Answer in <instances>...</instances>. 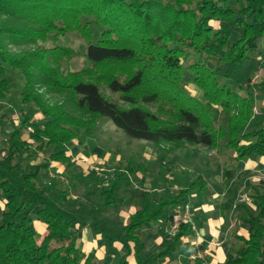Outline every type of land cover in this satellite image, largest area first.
<instances>
[{
    "label": "trees",
    "instance_id": "obj_1",
    "mask_svg": "<svg viewBox=\"0 0 264 264\" xmlns=\"http://www.w3.org/2000/svg\"><path fill=\"white\" fill-rule=\"evenodd\" d=\"M14 16L21 25H4L3 18ZM212 19L219 22L217 29ZM72 23L88 38L84 54L90 64L63 73L60 62L77 51L57 37ZM228 24L240 30L235 38ZM3 33L15 44L34 47L12 52ZM263 38L264 0H0V101L10 87L6 70H17L24 79L22 110L28 109L16 127L4 132L0 147V264H98L95 251L81 249V231L71 228L78 220L55 207L47 186L37 181L51 161L70 167L65 145L79 131L91 136L100 118H108L127 137L170 145L161 150L166 153L186 145L219 151L224 143L236 161L264 156V126L241 131L253 117L250 87L236 91L220 67L250 59ZM50 92H69L78 113L63 101L50 102ZM32 109L43 118L41 124ZM217 110L224 115L221 120L214 116ZM50 146L53 151L34 169L23 165L24 158ZM138 171L146 170L129 161L108 174L102 207L122 206L119 188ZM230 175L223 170L225 178ZM245 185L253 210L241 205L240 221L248 235L236 236L241 244L226 253L224 264H264V191L249 181ZM205 187L198 175L174 195L156 201L144 196L116 235L95 221L91 229L127 245L117 264H130V254L141 263L145 242L139 229L158 222L170 207L184 208L191 191L201 199ZM35 221L46 227L40 239ZM190 226L181 222L170 244L151 256L171 257ZM190 264L203 263L195 258Z\"/></svg>",
    "mask_w": 264,
    "mask_h": 264
},
{
    "label": "rangeland",
    "instance_id": "obj_2",
    "mask_svg": "<svg viewBox=\"0 0 264 264\" xmlns=\"http://www.w3.org/2000/svg\"><path fill=\"white\" fill-rule=\"evenodd\" d=\"M3 20L4 25L7 23L21 25L22 23V20L16 18V16L11 17L10 19L3 18ZM81 20H86V17L82 16ZM91 24L94 31L99 30L93 21H91ZM210 24H212L215 29H217L219 26V22L213 19L210 20ZM70 26V31H68L65 35L57 37L58 43L73 48L77 51L69 60L63 59L60 62V69L63 73H66L68 70L74 71L84 69L90 64L84 54V49L88 41L87 36H85L79 27H76L73 23ZM228 26L229 32L233 34V37L235 38L240 33V30L235 29L231 24H228ZM2 36L4 37V44L12 52H17L18 50H27L34 47V45L31 43L26 44L21 42L15 44L13 37L7 33H3ZM220 67L222 70L221 73L227 72L229 74L227 80L233 89L240 91L243 85L250 87L248 92L251 95L253 108L258 110L257 113L253 112V117H251L250 122L245 127H243L241 131L246 132L248 129H256L264 126V85H261V81L264 80V38L261 40L258 51H255L251 58L244 61L241 65L221 64ZM5 75L10 82V87L5 97L0 101V147L4 141V132L18 125L21 112H28L27 108L22 110V104L20 101V92L22 91L24 84L22 75L17 70L10 69L6 70ZM101 89L106 95H111L103 85L101 86ZM192 92H194V89H192ZM70 96L71 95L69 92H63L61 94L50 92L46 95V98L50 102L63 101L66 109L77 114L78 111L70 101ZM32 112L30 113L31 116L33 115ZM214 116L216 119L221 120L224 115L219 110H217L215 111ZM39 123L41 124L42 122ZM75 139L78 141V146L74 147L73 150H77L79 148L82 150L111 151L112 159L109 160V162L102 161L99 164L103 168H121L131 159L138 161V155L148 150L171 149V146L167 144L155 146L150 141L127 137L106 117L100 118L98 120L91 136H85L83 132L79 131L77 138ZM190 150L195 151L190 152ZM52 151L53 147L50 146L41 152L30 154V156L23 159V165H27L31 169H34L35 166L38 163L43 162ZM85 155H87V152ZM151 155L152 157L146 155L147 158L143 160V163H145L146 167L151 171L149 178L143 179V181H141L139 178L132 176L131 179L124 181L119 188L120 195L126 197V199L129 201L126 209H121L125 208L123 207L125 205H123L120 207H114L115 209L112 208V210L110 209L105 211L106 213L101 216L99 225L108 227L112 223L113 231L118 234L123 225L127 222L128 216L131 214V212H133V210L137 207L138 202L144 196H150L155 201L161 197L171 196L176 194L190 180L195 178L197 174L207 171L209 172L208 178L210 177L209 180L212 182L211 186L213 188L216 186L217 193L221 194L220 199L222 200V206L226 205V207L222 209L220 208V211H223L226 217L223 219L224 222H222L220 229L223 233L227 234V238L221 242V245L230 249L229 246H231L232 239L230 240L229 237L232 236L231 234H235L236 232L245 229V226L239 220V216L243 213L241 205H246L251 211L253 210V203L250 197L249 200L242 199L244 191L249 196L248 188L244 187V181L251 180V178H256V180L253 182L259 184V180L264 178V168H262L260 171H253L248 174L241 173L238 175H235V173L232 171V176L228 181L229 187L228 190H226L223 187V184L221 185L222 175H220V171L223 168V161L225 159L230 160L232 163V160L234 159H232L233 152L229 149H226L224 143L219 151L208 147H191L186 145L185 148H178L170 154H165L162 151H158L157 155L153 154L152 152ZM261 157L263 156H260V158ZM208 160H210L211 165L209 169L203 171L200 164H202L203 161ZM227 167L229 169L231 168L230 165H227ZM74 171L77 170L72 169L69 173L65 172L66 174H59V177L64 179V181L60 182L57 178L58 175H56L54 171H51V173L49 170H45L41 174L37 184L47 186V191L51 194V201L57 208L61 206V202L63 201V198L61 197L62 191L65 192L64 195L66 198L69 194V203L80 204L81 208L77 209L76 211L74 210V214H70L65 210L64 211L67 214L65 212L63 213L70 218L74 215L79 217L81 228L85 229V231H88V225L93 220H95L94 213L97 212V206H100L103 202L102 193L104 189L107 188L108 184V181H106L107 172H104L106 174L103 173L102 176H98L93 171L95 176L94 181L93 178L90 179L86 174H79L78 176L71 177L70 175H73ZM51 174L53 176H51ZM133 174L134 173H132V175ZM150 177L152 178L151 184ZM52 183H54V188H51ZM260 187L264 190L263 184H261ZM208 189L213 193V189L207 188V191ZM217 193H213V195ZM212 196L209 197L208 194L206 195V199L200 202L193 194L192 196L190 195L188 197L186 209H184L185 211H182V209L177 210L175 207H170L171 220L175 214L179 216V218L184 216L187 217L188 220L193 218V221H195L194 218L198 219L197 215L201 211L204 204L206 205L209 203L210 206L212 205V207H215L214 200L210 202ZM206 200H209V202L204 203ZM1 207L2 203H0V210ZM212 209L213 208L206 210V213L208 214V212ZM123 211H125V213H122ZM111 215L114 217H111L110 219ZM98 216L99 215H97V217ZM177 222L178 220L172 221L170 224H166V228H163V236L165 238H169L170 240L172 239L173 233H171V226ZM37 239H40L39 235ZM119 252L120 251L116 249L107 251L104 257L105 259L101 260L100 264H117ZM144 255L148 254L145 253ZM196 259H199L203 264H206L205 262L207 259L204 255H202V253L201 256L197 257ZM190 260L192 259L190 258ZM153 264H160L159 259H154Z\"/></svg>",
    "mask_w": 264,
    "mask_h": 264
},
{
    "label": "crops",
    "instance_id": "obj_3",
    "mask_svg": "<svg viewBox=\"0 0 264 264\" xmlns=\"http://www.w3.org/2000/svg\"><path fill=\"white\" fill-rule=\"evenodd\" d=\"M32 113H33L32 116L38 122H42L43 118L41 117V115L38 112L33 111ZM76 140L77 139H74L71 142L67 143L65 145L66 147L64 150L65 154L70 158V160H72L73 164L70 167H66L65 163H61L60 161H51L49 168L47 170H49V172L54 171L56 173V175L59 176V174L61 175L65 172L69 173L72 169H76L77 171H74L73 172L74 174L70 175L71 177L78 176L79 174H86L90 179L93 178V180L95 181V176L93 174L94 170L92 167H98V166L101 167V165H99V164L102 161L109 162V160L112 159L111 151H109V150H82L79 148L77 150H73L74 147L78 146L77 145L78 141H76ZM158 151H161V150H148L146 152H142L140 155H138V158H139L138 161L131 159L130 160L131 162L142 165L146 171H145V173L138 171V172L134 173L133 175L129 174L128 179H131L132 176L139 178L141 181H143V179L149 178V176L151 175V171L146 167V164L143 163V160L147 158L146 155L152 157L151 152L153 154L157 155ZM174 151L175 150H173L172 152H174ZM192 151H195V150H190V152H192ZM86 152H87V155H85ZM162 152H164V151H162ZM172 152H170V153H172ZM164 153L170 154V153H166V152H164ZM233 157H234V155H232V159H233ZM232 161H233V163L230 160L225 159L223 161V168L220 171V175H222L221 185L223 184V187L226 190H228V187H229L228 181L232 176V171L235 173V175H238L241 173L242 174H248V173H251L253 171H260L262 168H264V156L260 158V156L252 155V156H250L246 159H243V160H239V161L232 160ZM200 165L202 167V170L204 171V170L209 169L211 162H210V160L203 161V163ZM227 165H230L231 170L227 167ZM104 169H108V170L113 169V171H112V174H113L115 167L104 168ZM224 169L230 170V173H231L230 177L225 178L223 176V170ZM77 172H78V174H77ZM208 173L209 172L205 171V172H202V173H199L196 175V176L201 175L205 179V182H206V187H205V191L203 193L202 198L201 199L197 198L194 191H191L190 194L188 195V197L190 195L192 196V194H193L196 197V199L201 202V201L206 199V195L209 194V197H210L213 195V193H217L216 186H214V188L211 186L212 182H210V180H209L210 177L208 178ZM104 174H106V173H104ZM108 174L111 175V173L107 172V175ZM51 176H53V175L51 174ZM58 176H57V178H58ZM58 179L60 182L64 181V179H62L61 177H59ZM251 180H245L244 181V187L245 188H248L245 185V182L249 181L253 185L258 186L262 191H264L260 187L261 184L264 185V178H261L259 180L260 181L259 184H256L253 182L254 180H256V178H251ZM151 183H152V178L150 177V184ZM184 187H182V188H184ZM207 188L213 189V193L209 189L207 191ZM242 191H244V190H242ZM248 191L250 194L249 188H248ZM244 193H246V192L244 191ZM119 195H120V192H119ZM220 195H221L220 193L214 194L212 196L211 200L208 197L210 202H212V200H214L215 207H212V205L210 206L208 203L209 200H206V202H204V203H208V204H206V205L204 204L202 206L201 211L197 215L198 219L194 218L195 221H193V218L191 220H189V222L191 223V226H190L188 232L186 234H184L181 237V239L179 240L178 245H177V249L172 254L171 257L159 258V257H152L151 255L153 253L158 252L159 250L167 247V245L170 244V242L173 239V237L170 240L169 238H165L163 236V232H164L163 228H166V226H167L166 224H170L172 221H177V220L179 221L181 218H179V216L174 214V216L172 217V220H171L170 208H168L164 212L162 218L159 219L158 222H156L154 224H145L141 229H139L140 236H141L142 240L145 242V250L142 252V254L140 256L142 262L138 263L135 256L133 254H130L128 257L129 263L130 264H153L154 259H159L160 264H190L195 259V258H191L192 255L194 256L197 253H199V255L201 256V253H202V255H204L207 259V261L205 262L206 264H218V263L224 264L226 253L232 252L233 248L235 249V248L239 247L241 244V242L236 238V236L240 235L243 237H247L248 232H247V229L245 227V229L238 231L235 234L232 233L231 234L232 236L229 237L230 240L232 239L231 246H229L230 249L228 247L225 248L221 245L222 244L221 242H223V240L227 238V234L223 233L222 230L220 229L222 222H224L223 219L226 218L223 211H220V208L222 209V208L226 207V205L222 206L223 204H222V200L220 199ZM188 197H187V199H188ZM69 198H70V196L68 194L67 198L66 197L64 198V200L61 202V206H59L58 208H59V210H62V212L67 211L70 214H74L73 211L74 210L76 211L77 209L81 208V206H80V204L69 203V201H68ZM124 198H125V203L123 205H125V206H123V205L122 206L125 208H121V209H126V206L128 205V202H129L126 199V197H124ZM131 201H133V200H131ZM140 201L138 202L137 207L133 210V212L138 208ZM0 203H2V202H0ZM102 204H103V202H102ZM102 204L100 206H97V208H98L97 212L94 213V217H95L94 219L95 220H93V221L97 222L98 225H99L101 216H103L106 213L105 211L110 210V209L112 210V208H114V207H102ZM118 207H120V206H118ZM70 208L73 210H71ZM211 208H213V209L211 211H209L207 214L206 210H210ZM121 209H119V210H121ZM242 211H243V213L239 216V220L245 214L243 209H242ZM133 212H131V214ZM122 213H125V211H123ZM97 215H99V216L97 217ZM129 216H128V218H129ZM111 217L113 218L114 216L111 215L110 219H111ZM71 218L78 220L76 223L72 224L71 228L73 230L79 229L81 231V238H80V243H79L81 249L83 251H86V252L87 251H95L96 256L98 258V264H100L101 260L105 259L104 257L106 255L107 251H111L112 249H114V250L116 249V250L120 251L118 257H120L122 254L127 252V245L121 239L103 238L99 233H95L91 229V226H90V224L93 221L88 225V231H85V229L81 228L79 217L74 215ZM127 221H128V219H127ZM99 226L101 228H105L107 230H110V232H111L110 235H116L117 234L112 229V223L108 227L107 226L104 227L102 225H99ZM35 228H36V231H37L40 238L46 232L45 224L41 223L39 221H35ZM198 230H199V232H198ZM145 253H147L148 255H144ZM190 258L192 260H190Z\"/></svg>",
    "mask_w": 264,
    "mask_h": 264
},
{
    "label": "built area",
    "instance_id": "obj_4",
    "mask_svg": "<svg viewBox=\"0 0 264 264\" xmlns=\"http://www.w3.org/2000/svg\"><path fill=\"white\" fill-rule=\"evenodd\" d=\"M253 112L254 113H257L258 112V110H256L255 108H253ZM28 130H31V128H28ZM93 168V170L95 171V173L98 175V176H102V174L104 173V172H108V173H111L112 174V171H113V169H104V168H102V167H92ZM242 199H244V200H249V196L246 194V193H244V195L242 196ZM187 205V204H186ZM186 205L184 206V208H182V206L181 205H178V206H176L175 208L177 209V210H180V209H182V211L184 210V209H186ZM185 211V210H184ZM186 215V214H185ZM185 221H189L188 220V218L187 217H183V218H181L176 224H174V225H172L171 226V233H173V235L175 234V232L177 231V229H178V226H179V224L181 223V222H185ZM197 257H200V255H199V253H197L196 255H192L191 256V258H197Z\"/></svg>",
    "mask_w": 264,
    "mask_h": 264
}]
</instances>
